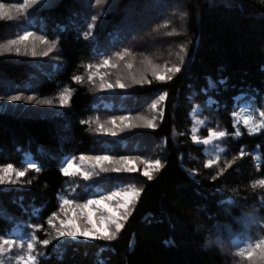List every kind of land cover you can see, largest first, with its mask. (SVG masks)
<instances>
[{
	"label": "trees",
	"instance_id": "1",
	"mask_svg": "<svg viewBox=\"0 0 264 264\" xmlns=\"http://www.w3.org/2000/svg\"><path fill=\"white\" fill-rule=\"evenodd\" d=\"M50 3L34 12L30 9V15L18 20L0 22V42L14 38L26 26L57 43L48 56H0V95L22 93L57 99L65 87L72 89L69 105L58 115L0 111V164L23 168L31 157L41 169L26 174L32 183L25 190L0 187V208L14 218L47 224V216L58 208V194L70 179L59 171L62 161L99 154L98 137L91 125L81 123L95 114L96 99L121 100L130 113H136L161 92L166 91L168 97L161 102L164 117L157 128L143 135H124L126 145L113 146L114 154L144 157L152 153L164 164L151 181L140 172L136 174V182L144 191L119 238L73 242L59 254L50 252L40 264H237L215 242L225 239L226 226L231 227L229 233H238L234 229L241 227L239 218L247 215L251 204L263 194L264 189H253L250 184L264 178V131L249 135L241 125L240 137H225L228 149L219 168L226 160L236 159L213 180L219 169L204 167L203 146L191 139V113L200 106L204 115L208 113L205 116L210 126L231 134V113L238 109L237 104H247L252 97L254 107L264 103V0H119L116 9L103 17L102 30L93 32L97 38L91 35L88 39L85 34L93 16L88 2ZM147 20L146 27L141 28ZM163 21L181 28L179 42L187 48L182 70L171 81H154L139 89L98 97L88 80L77 83L72 79L74 75L84 76V66L94 63L98 56L114 53L126 44L131 47L134 36L138 38L137 33L148 28L140 44L153 41V47L169 45L170 40H162L151 30ZM134 24H139L138 29H133ZM127 28L131 31L126 32ZM172 51L178 52L176 48ZM241 149L243 157L239 155ZM193 169L195 177L190 174ZM115 178L126 182L128 174ZM11 226L0 221V229Z\"/></svg>",
	"mask_w": 264,
	"mask_h": 264
},
{
	"label": "snow or ice",
	"instance_id": "2",
	"mask_svg": "<svg viewBox=\"0 0 264 264\" xmlns=\"http://www.w3.org/2000/svg\"><path fill=\"white\" fill-rule=\"evenodd\" d=\"M107 3V0H95L96 5ZM41 6H50L49 0H23L22 3H6L0 0V22H11L18 20L21 16L30 15L29 10L33 12ZM97 16H92V21L97 20ZM95 27V23L89 24V31L85 34V39L91 35V29ZM169 33L168 35H172ZM42 46V47H40ZM57 47L56 41H49L46 36L38 35L34 31L24 30L18 33L14 38L0 42V56L14 53L17 56H48ZM39 48V50H38ZM131 52L125 48L122 51L113 53L117 61H125V67L129 70L133 69L132 61L126 60ZM179 63H173L168 66V62L164 65L156 64L151 58L145 56L141 61L144 68L136 74L129 71L126 77L117 76L114 82H109L107 72L101 69L111 67L117 68L118 63L112 62V57H102L99 63H88L86 68L88 75L87 80L96 84V78L99 77L98 91L127 89L133 85H152L153 82H168L181 72L182 66L187 55L185 45H180L179 52L176 53ZM151 77V78H149ZM77 83H83L85 77L82 75H74L72 77ZM214 85H209L213 87ZM72 89L65 87L59 94L58 100L62 107H67L71 99ZM168 93L161 92L157 99L153 101L150 108L157 110L156 114L149 117L142 115H122L110 116L106 120L101 121L99 116L81 121L82 124L95 123L96 127L91 129L95 132L117 136L126 131L134 129L158 127V120L164 117V109L159 107L161 102L167 100ZM4 99V97H0ZM8 101L16 102L26 100L35 104H53L52 99H38L35 96L25 97L22 93L9 95L6 97ZM255 97L249 99V102L241 111H232L231 116L234 118V131L230 134L225 130H216L209 128L208 135L201 139L197 134L198 129L195 125H205L206 119H197L191 128V139L197 144L208 145L214 140L223 139L229 135L240 137L242 135L239 125L242 123L248 134L261 133L264 131V103L261 107H254ZM236 107H241L237 104ZM196 112V109H193ZM183 135V133H180ZM225 150L220 149L214 158L208 159L204 167L209 168L216 166L219 170L212 177L216 180L222 176L235 162V157L231 161H227L223 168H219L220 154ZM240 157L245 155L243 149L239 153ZM257 159L258 157H253ZM135 162V163H134ZM144 166L142 175L149 181L153 180L154 173H158L164 167L160 159H146L141 156H110L102 155H86L81 154L79 157L72 156L62 161L59 171L69 178L82 177L84 180H92L93 177L100 176L102 173H134L138 169L136 164ZM260 167V165H258ZM33 170L40 172L41 169L34 162H27L23 168L16 167L13 163L0 164V186L31 184L32 180L22 179L26 174ZM195 172L196 170H190ZM253 189H264V178H259L251 182ZM75 192V189H72ZM143 187H136L134 184L125 185L115 191L108 192L105 195L94 193L92 198L84 199L79 202L76 199L69 198L68 195L58 194V208L52 211L48 216L46 223L51 232H46L41 224L31 226L30 231H23L17 225L15 218L12 217L6 209L0 208V221L8 222L13 225L6 229H0L4 234L0 235V264H8L9 261H15V264H40V258L45 255L44 252L38 251V246L47 248L53 241H66L67 239L77 240L83 238L86 240L116 241L122 230L125 228L126 222L133 215L136 203L139 201L143 193ZM259 207L264 209V197L258 201ZM34 214L35 213L34 211ZM247 222L251 227L253 224L264 232V216L257 220L251 214L247 216ZM45 231V235L49 238L40 239L36 231ZM15 237V238H11ZM235 251L232 253L238 264H264V235H259L253 240L251 233L237 237L232 244ZM14 251L18 254L14 257L11 255Z\"/></svg>",
	"mask_w": 264,
	"mask_h": 264
},
{
	"label": "rangeland",
	"instance_id": "3",
	"mask_svg": "<svg viewBox=\"0 0 264 264\" xmlns=\"http://www.w3.org/2000/svg\"><path fill=\"white\" fill-rule=\"evenodd\" d=\"M54 0H49V2H51L50 4H52ZM84 1V4L86 2H88L93 10V16H97V20L95 22L92 21V23H95V27L92 28L91 32H92V37H96V34H94V31H98L97 29L104 27V20L103 17L106 18V15L108 14V11L111 10H115L119 0H107V3L102 4V5H96L95 4V0H82V3ZM160 6H158V10H160ZM164 12V11H163ZM141 17V15H139ZM146 17V16H145ZM144 23L140 24V27H146L148 20ZM91 23V24H92ZM160 24V25H159ZM157 25L152 26L151 30L154 31V33H156L157 35H159L158 37H163L162 40H170L169 45L164 46L163 48H158V47H153L152 43H146V45H142L140 44L143 41V35L146 36L148 34V29L141 31L140 33H137L139 35V37H135L132 39V43L133 45L130 47L128 44H126V46L123 48H127L130 50L131 55L126 57V60L128 61H132L134 64L133 69L129 70L125 67V61H117V58L115 56H113V53H110L106 56H98L96 61H94V63H99V61L101 60L102 57H112V62L113 63H118V67L117 68H111V67H107L104 69H101L102 72H107L109 75L107 76V80L109 82H114L115 79L117 78V76L120 77H126L129 74V71L135 72L136 74H139V72L144 68V65L141 64V61L144 59L145 56L149 57L152 59V61L156 64H160V65H164L165 62H168V66H171V64L173 63H179L178 57L176 55V51H172L173 48H176L179 52L180 50V45H183L181 42H179L180 40V35L182 34V32H180L181 28L176 26V24L170 22V21H163L161 23H159ZM137 25L139 24H134L133 29H138L136 28ZM24 30H28L30 31V29L26 26H23L21 29L18 30L19 33H22ZM100 30V31H101ZM127 31H131L130 29L127 28ZM94 32V33H93ZM169 33H173L172 35H168ZM97 38V37H96ZM128 39V42L129 43ZM6 41V40H4ZM3 41V42H4ZM186 46V44H184ZM42 47V46H40ZM153 47V48H152ZM152 48V49H151ZM121 50H117L115 52L118 51H122ZM39 50V48H38ZM114 52V53H115ZM5 57H9V58H20L19 56L15 55L14 53L11 54H6L3 55ZM23 57H27V58H31L33 56H23ZM35 57H43V56H35ZM185 61H186V56H185ZM87 75L88 72L87 70H85V79L84 81L87 80ZM151 78V77H149ZM91 84L92 87V91L95 93V95L99 96H105V95H110V94H114V93H122V92H127L128 90H132V89H139V87H144L146 85H133L130 88L127 89H115V90H104V91H98L97 90V86L99 84V77L96 78V84ZM16 95V94H13ZM25 97L27 96H34L32 94H23ZM9 96V95H8ZM0 97H4V99H0V111H13V110H19L24 114H39L40 116H54V115H58L62 110L65 109V107H62L59 104V100L54 99V98H47V99H52L53 100V104L51 105H47V104H35L32 102H27L26 100H21V101H16V102H12V101H8L6 99L7 96L5 95H0ZM40 99V98H38ZM45 99V98H42ZM157 98H155L156 100ZM153 100V101H155ZM153 101L151 103H148L142 110L136 112V113H130L131 109L126 107V105H124L122 103L121 100H118L116 102H113L112 100H105L103 98H98L96 99V112L95 114H93V117L99 116L101 121L106 120L108 117L110 116H122V115H131V116H136V115H142V116H146V117H151L153 115L156 114V111L159 110V108L157 110H153L150 108V105L153 103ZM209 103V102H208ZM210 104V103H209ZM159 107H161V105H159ZM244 106L240 107L237 111H241L242 108ZM110 108V111H105V109ZM100 109L102 111H100ZM196 112L194 113L192 111V117H193V125L195 124V121L197 119H206V124L205 125H195L198 129V135L201 137V139H203L204 137H206L208 135V129L209 128H213L216 130H222L220 127L215 126L212 127L210 126V119L207 118L205 115H208V113L205 112V115L202 112V109L200 108V106H196L195 107ZM157 123H159V120L157 121ZM242 124V123H241ZM96 127L95 123L91 124V129H94ZM192 128V127H191ZM147 130H150L149 128H140V129H134L132 131H126L123 133H120L117 136H111L108 134H102V133H98L93 131V133L95 134V136L98 137V141H99V154H86V155H102V154H107L110 156H124L121 154H114L113 150L114 147L116 145H122L125 146L126 145V139L124 138V135H126L127 137H129L132 134L135 133H143L147 132ZM207 131V134L204 135V132ZM223 139H217L214 140L212 143L208 144V145H203L204 149L203 152L205 154V162L208 159L214 158L217 153L220 151V149H224L226 151V145L223 142ZM139 143H141V140L138 141ZM135 144V142H133ZM220 154V160L222 159V157L224 156V153ZM148 153H150L148 151ZM144 156L143 158L146 159H159V157L157 155H153L152 153H150V155H142ZM76 157H79L76 156ZM229 161L226 160L225 163ZM28 162H34L31 157L28 158ZM135 163V162H134ZM224 163V164H225ZM136 167L138 169L137 172L134 173H102L100 176H96L93 177L92 180H84L82 177H74V178H70L69 179V183L66 185V187L64 188V190L62 191V194L68 195L69 198L71 199H76L79 202H83L84 199H88V198H92L93 194H100V195H105L108 192L111 191H115L118 188H122L125 185L128 184H134L136 187H140V185L136 182V174L138 172H140L141 174L143 173V168L144 166L142 164H136ZM224 167V166H223ZM220 167V168H223ZM121 174H128V180L126 182H122L120 181L118 178H115L116 176H119ZM192 177H195V172H191L190 173ZM22 179H26V177L22 178ZM3 189H13V190H25V188L27 187V184H21V185H9V186H0ZM75 189V192L72 191V189ZM261 189V188H259ZM263 194H261V196L258 197V200L251 204V208H250V214L252 216H254L257 220L260 219V217L264 216V209H261L259 207L258 201L261 197H264V191H262ZM245 214L242 215L241 218H239V223L241 224V227L238 229H234L236 232V234H233V232L231 231V227L226 226L225 228H223L224 230V234L223 237L225 238L224 240H220L219 242H215V245L218 246L219 248H221V250L225 251L226 253H230L232 255V253L235 251V249L232 247L233 242L235 241V239L237 237L243 236L245 234L251 233V236L253 238V240L255 238H257L258 234L259 235H264V232H261L254 224L250 227L248 222H247V216L250 214ZM15 221L17 222V225L20 227L21 230L23 231H30L31 230V226L35 225L31 222H28L27 220H22L19 218H15ZM43 228L46 232H51L52 230L49 228V226L47 224L43 225ZM45 231H36L37 236L40 239H45V238H49L48 236L45 235ZM219 231V228L216 230ZM229 233V234H228ZM228 234V235H227ZM11 238H15V237H11ZM87 241H96V240H86L83 238H78L77 240H71V239H67L66 241H53V243L51 245H49L47 248H44L43 246H38V251L40 252H44L46 256L47 254H49L50 252H55V253H61L64 251V249L71 243L73 242H87ZM220 244V245H219ZM18 253L16 251H14L11 255L14 257L15 255H17ZM43 256V257H44ZM233 256V255H232ZM42 258V257H41ZM234 258V257H233ZM238 264V261L235 259L233 260ZM8 264H15V261H9Z\"/></svg>",
	"mask_w": 264,
	"mask_h": 264
}]
</instances>
